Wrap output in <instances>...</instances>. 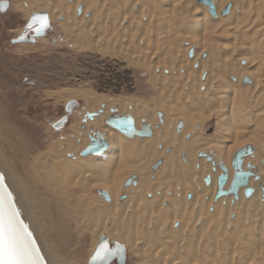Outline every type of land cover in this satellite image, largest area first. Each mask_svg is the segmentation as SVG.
Returning <instances> with one entry per match:
<instances>
[{
    "label": "bare ground",
    "instance_id": "obj_1",
    "mask_svg": "<svg viewBox=\"0 0 264 264\" xmlns=\"http://www.w3.org/2000/svg\"><path fill=\"white\" fill-rule=\"evenodd\" d=\"M26 13L62 18L82 49L141 62L156 91L153 103L63 91L85 106L48 147L0 133V172L47 264L65 263L56 228L63 241L88 233L91 254L105 236L138 264H264V0H30ZM124 116L151 136L107 125ZM97 133L107 150L83 157ZM241 151L248 185L216 200Z\"/></svg>",
    "mask_w": 264,
    "mask_h": 264
},
{
    "label": "rangeland",
    "instance_id": "obj_2",
    "mask_svg": "<svg viewBox=\"0 0 264 264\" xmlns=\"http://www.w3.org/2000/svg\"><path fill=\"white\" fill-rule=\"evenodd\" d=\"M70 1L73 0H68ZM2 2H8L9 9L4 14L0 13V121L2 122L0 133L4 136V129L8 131L5 138L1 136L3 141L1 143L6 145L7 142H14L12 129L20 132L30 144L42 143L44 147L51 146L57 136L63 139L62 136L69 132V126L77 117L75 112L85 106L82 99H75L79 107L69 116V124L55 131L52 125L59 122L66 114L67 102L63 99L66 95L63 91L66 90H87L97 95L132 98L141 103H153L156 91L148 67L141 65V62L131 64L124 58L119 59L117 56L82 49L76 44L74 36L61 27L62 18L51 22L53 28L48 34L49 38L37 39L34 44L29 42L12 44V41L22 35L25 25L31 18L26 15L30 0H0V3ZM21 5L23 6L20 7ZM185 46L187 47L188 44L186 43ZM187 58L191 60L193 55L189 53ZM241 64L247 63L243 61ZM53 92L60 97L59 103L57 99L48 98L47 94ZM211 122H206L203 126ZM3 123H5L4 127ZM5 125L10 127V130ZM213 131L214 128L211 127L209 134ZM6 135L12 136L7 138ZM87 234L80 233L75 238L63 241V238H58L56 228L47 237L55 251L58 250V256L62 257L66 264H88L93 254L89 252L91 238ZM71 241L75 242L72 246ZM61 242H64L63 245L60 244ZM131 254L128 252L127 264H138L137 258Z\"/></svg>",
    "mask_w": 264,
    "mask_h": 264
},
{
    "label": "snow or ice",
    "instance_id": "obj_3",
    "mask_svg": "<svg viewBox=\"0 0 264 264\" xmlns=\"http://www.w3.org/2000/svg\"><path fill=\"white\" fill-rule=\"evenodd\" d=\"M4 7L6 5L0 4V9ZM49 27L48 15L40 13L32 16L26 30L41 35ZM123 252L120 245L113 251L102 242L92 256V264H111L112 257ZM0 264H47L32 231L21 218V212L15 197L5 184L3 173H0Z\"/></svg>",
    "mask_w": 264,
    "mask_h": 264
},
{
    "label": "water",
    "instance_id": "obj_4",
    "mask_svg": "<svg viewBox=\"0 0 264 264\" xmlns=\"http://www.w3.org/2000/svg\"><path fill=\"white\" fill-rule=\"evenodd\" d=\"M0 4L6 5V7L0 9V13L1 14L6 13L9 9L8 2H2ZM31 18H32V16H31ZM26 25L23 29L22 35L18 39L12 41V44L25 43V42H29V43L34 44V43H36L37 39L49 38L48 34L53 28L51 23H50V27L44 33H42L41 35H36L35 32L27 31ZM21 37H25V38L22 39ZM78 107H79V103L76 101H72V102L68 103L65 107V113H66L65 117H63L59 122L53 124L52 125L53 129L58 131L62 127H64L65 125L69 124V121H68L69 116ZM89 118H92V115L89 116ZM107 125H109V127L113 128V129L121 132L127 138L133 139L136 136L141 137V138L151 136V130H150L149 126H142L141 130H139V131L136 130L135 129V123H134L132 117H130V116H124L121 118L112 117L107 122ZM89 141H90L89 146L81 154L83 157L91 155V154L92 155H100L105 150H107V148H108V145L104 143L103 138L99 133H97L93 136H90ZM251 152L252 151L245 153L244 151H241V152L237 153V155L234 157L233 168L235 170V175H234V179H233L232 184L229 187L228 191H224V187H225L227 180H228V174L225 172L223 175H221L218 178V188H217L216 200L223 197V196H228V195H234L235 198H238L239 189L242 187H246L248 185L249 178L252 176V173L250 171L243 172L242 171V165H243L244 157L248 154H251ZM153 169L155 170L156 167H154ZM132 183H133L132 179L127 180L125 183V187H129ZM5 184H6V182H5ZM206 184L207 185L209 184L208 180H206ZM7 188L10 191L8 186H7ZM252 194H253V191L248 190V191H246L245 196H246V198H249ZM21 218L24 220L22 215H21ZM24 222L26 223L25 220H24ZM102 242H105L107 244L108 248L112 249L113 251H115L116 246L119 245L117 243H114L113 245H111L109 242V239L104 236V237H101L99 244L97 245L95 251L97 250V248L99 247V245ZM121 247L124 249V252L122 254H119V255H114L111 259V264H114V263L126 264V262H127V251H126L125 247H123V246H121ZM95 251H94V253H95ZM92 256H91L88 264H92Z\"/></svg>",
    "mask_w": 264,
    "mask_h": 264
},
{
    "label": "flooded vegetation",
    "instance_id": "obj_5",
    "mask_svg": "<svg viewBox=\"0 0 264 264\" xmlns=\"http://www.w3.org/2000/svg\"><path fill=\"white\" fill-rule=\"evenodd\" d=\"M115 264H117V263H115Z\"/></svg>",
    "mask_w": 264,
    "mask_h": 264
}]
</instances>
